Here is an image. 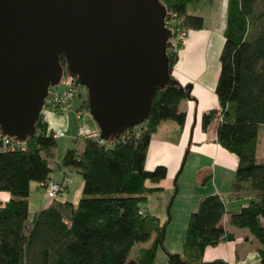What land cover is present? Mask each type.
<instances>
[{
  "label": "trees",
  "instance_id": "16d2710c",
  "mask_svg": "<svg viewBox=\"0 0 264 264\" xmlns=\"http://www.w3.org/2000/svg\"><path fill=\"white\" fill-rule=\"evenodd\" d=\"M158 1L175 14L183 28L203 27L202 16L186 11L197 0ZM177 54L167 53L170 68ZM218 62L214 93L220 117L216 107L203 111L200 128L205 131L213 125L214 141L236 156L237 165L227 198L217 193L199 197L188 215L181 250L165 251L168 264H225L202 259L206 247L233 239L220 224L224 214L231 226L247 229L254 236L259 243V264H264V160H259L257 152L261 133L264 141V0H227ZM59 64L68 75L65 61L60 59ZM173 80L170 75V81L156 90L142 123L128 127L117 139L100 142L98 136L75 137L73 145L53 160V166L50 158L57 138L42 113L33 136L12 150L0 151V191L10 196L0 200V264H152L157 248H164L166 222L160 225L142 203L148 192L160 188L146 182H160L168 168L165 164L147 167L152 136L162 120L174 121L179 130L188 122L186 111L178 109L179 101L188 98L180 87L187 82ZM71 81L78 84L75 78ZM75 95L80 98L78 92ZM78 106L88 110L87 95L79 99ZM65 168L76 170L82 178L78 200L61 199L66 183L60 182L58 197L30 213L31 182L45 189L53 180L52 173ZM210 179V174L205 175L200 185ZM152 232L153 240L131 258L133 245L146 241Z\"/></svg>",
  "mask_w": 264,
  "mask_h": 264
},
{
  "label": "water",
  "instance_id": "95a60500",
  "mask_svg": "<svg viewBox=\"0 0 264 264\" xmlns=\"http://www.w3.org/2000/svg\"><path fill=\"white\" fill-rule=\"evenodd\" d=\"M166 15L158 0H0L1 132L19 141L34 135L49 88L63 75L60 59L85 87L102 139L142 123L170 81ZM191 86L180 85L194 100ZM190 139L191 129L187 146Z\"/></svg>",
  "mask_w": 264,
  "mask_h": 264
},
{
  "label": "rangeland",
  "instance_id": "374dc122",
  "mask_svg": "<svg viewBox=\"0 0 264 264\" xmlns=\"http://www.w3.org/2000/svg\"><path fill=\"white\" fill-rule=\"evenodd\" d=\"M192 5V3H189L188 5L189 12H195V9L189 8L192 7ZM208 10L209 9H198L197 11L205 15V22L206 20L209 21L211 18ZM165 21L166 26L169 27L173 32V36L167 43V53L174 51L179 53L180 50L184 47V44H186L185 39L190 30L183 28L180 24V20L177 19L175 17V14H173L169 10H167ZM175 63L170 68V75L175 80L183 84L184 82L180 81L179 78L175 75ZM71 79L74 78H71L69 74L66 75L63 73L59 84L49 88L48 96L46 97L44 102L46 104L43 106L41 111L43 117L47 120L49 126L52 127L54 131L64 130L66 132L64 136L59 137L56 140V146L53 148L54 156L50 158V164L52 166L54 165L53 159H58V155L60 153H62L67 147L73 145V139L75 138L78 125L74 111L80 110L78 101L81 97L83 98L85 97V95H87L85 87L80 84L73 85ZM67 85H71L75 90L74 94H77L78 92L80 94V98L78 99L76 98V95H73L72 99L70 100L71 111L56 113L49 106L50 94L51 92L53 93L64 89V87ZM185 101V98L179 101V110H185ZM216 109V116L219 118L220 111L218 106H216ZM81 111L82 117H84V122L92 126L94 122L90 117L88 110ZM188 112L189 110L186 111L188 122L185 128L179 130L174 121L166 119L160 121L157 132L152 136L153 138L158 140L161 139L166 143L163 144L164 150L161 147V150H163V155L161 156L158 150H155V148L152 147L151 143L148 160L146 163L147 167H152V164L156 162H167L171 157L182 160L181 157H183V153L188 149L186 159L179 173L175 174L176 167L173 163H169L166 178L157 183L150 181L146 182L148 186L160 188L148 192L146 194V200L142 203V206L149 214L155 215L158 218L160 225L166 222L164 227V237L162 241V245L165 250L161 246L157 248L152 264H168L165 251L168 250V252H177V250H181V239L183 237L187 218L189 213L193 210L190 209V206H192V202L193 204L195 202V205L193 207L195 208L200 195L212 193V191L215 190V186H217L219 188V192L224 197H226L228 195L229 186L234 174V170L230 173L228 167L226 166L227 164H224L220 159L215 161L214 156L212 154L210 155L208 150H202V147L196 148L197 145H195L192 140L195 121L193 120V118H191ZM89 121H91L92 123H89ZM190 129L191 139L189 145L187 146L190 136ZM260 136L261 140L258 145L257 152L259 160H264L263 133H261ZM203 169L209 170V172L212 174V177L204 185H200L197 181V176L198 172ZM68 182L69 179L66 183L68 184ZM32 184L38 185L36 182H32ZM43 192L45 193V189L40 188V186H37L36 190H31V199L28 204L29 211L33 210V204L36 201L40 202L42 200ZM0 193L7 192L0 191ZM47 200L49 201L51 199ZM245 231L254 241H256V243H258L254 236L250 234L247 229H245ZM154 237L155 233L152 232L150 237L146 241L135 243L130 251V257L135 258L138 255L139 249L141 247L147 246ZM250 247L252 250V245H250ZM255 257L257 260H255L253 263L259 264L258 256Z\"/></svg>",
  "mask_w": 264,
  "mask_h": 264
},
{
  "label": "crops",
  "instance_id": "0c3cea01",
  "mask_svg": "<svg viewBox=\"0 0 264 264\" xmlns=\"http://www.w3.org/2000/svg\"><path fill=\"white\" fill-rule=\"evenodd\" d=\"M192 4V7L189 8L195 9V12L188 11L189 4L186 6V11L190 14L202 16L203 27L200 30L189 31L185 39L186 44H184V47L178 53V59L174 65L175 75L180 81L192 84L190 92L194 100L185 98L186 101L184 104L185 111L189 110L188 113L195 121L192 140L195 145H197L196 148L202 147V150H208L209 154L214 156L215 161L220 159L224 164H227L226 166L231 173L237 165L236 156L221 148L214 141L215 128L213 125L208 127L205 131L200 128V116L202 112L218 106L217 97L214 93V86L219 71L218 55L223 43L227 0H197ZM198 9H209L208 11L211 15L210 20H206L205 22V15L197 12ZM89 123L92 122L89 121ZM164 143L166 142L152 137V147L158 150L160 156L163 155ZM77 145H81L79 140L77 141ZM161 147L163 150H161ZM178 160V158L171 157L167 162H156L152 164V166L155 164H165L168 167L169 163H173L174 166L177 167ZM208 174L212 177L209 170H200L197 176L198 183L200 184V180ZM51 177L57 182L64 183L69 179L68 184L66 183V192L61 195V199L63 198L73 203L78 200L81 193L82 178L76 170L65 168L64 171L53 172ZM37 184L38 185H34L32 182L30 184L29 195L27 197L28 204L31 199L30 192L32 189L36 190L37 186L44 189L40 183ZM212 193L222 195L217 186H215V190L212 191ZM9 197L8 193H0L1 201H6ZM36 202L33 204V210L29 211L30 213L51 203L50 200L48 201L45 199L44 192L42 194V200ZM194 205L195 202L194 204L192 202L190 209H194ZM220 224L224 226L227 232L233 234V239L222 240L216 245L206 247L203 250L202 259L205 261L222 260L225 264H254L253 262L257 260L255 256H257L256 250L259 247L258 243L250 237L244 228L231 226L228 223V216L226 214L222 216ZM250 245H252V250Z\"/></svg>",
  "mask_w": 264,
  "mask_h": 264
},
{
  "label": "built area",
  "instance_id": "2783aa9c",
  "mask_svg": "<svg viewBox=\"0 0 264 264\" xmlns=\"http://www.w3.org/2000/svg\"><path fill=\"white\" fill-rule=\"evenodd\" d=\"M166 18V17H165ZM166 24V21H165ZM75 93V90L71 85H67L64 87V89L51 92L50 99H49V106L50 108L56 112V113H62L65 111H71V102L73 95ZM75 116L77 119V129H76V135L77 138H82L86 136H93V137H99V141H103L99 134V129L97 126L93 123V125H88V123L84 122V117H82V111L76 110ZM64 130H57L53 133L54 138H59L65 135ZM24 141H19L13 138L12 136L3 134L0 130V151L2 150H12L15 147H18L22 145ZM60 182H57L55 180H50L47 182L45 186V193L44 197L47 199H55L58 197V192L61 189Z\"/></svg>",
  "mask_w": 264,
  "mask_h": 264
}]
</instances>
